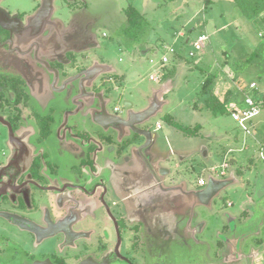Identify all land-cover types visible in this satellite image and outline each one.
<instances>
[{
	"label": "rangeland",
	"instance_id": "1",
	"mask_svg": "<svg viewBox=\"0 0 264 264\" xmlns=\"http://www.w3.org/2000/svg\"><path fill=\"white\" fill-rule=\"evenodd\" d=\"M5 3L12 12L31 4L29 0ZM129 5L146 20L135 38L124 34L125 8ZM240 5L246 4L239 0H53L48 17L53 23H45L40 34L46 46L37 50L39 59L49 60L51 54L68 47L84 52L88 55L78 67L95 74L101 70L98 75L111 77L112 85L107 83L105 89L100 87L98 75L90 81L70 80L63 86L62 76L55 81L53 72L35 60V52L30 56L35 60L30 74L39 113L53 106L59 115L74 113L69 115L70 122L83 123L86 112L101 106L100 99L91 93L102 96L108 89L112 94L101 97L106 111L112 113L117 105L119 111L114 115L120 118L152 105L144 122L153 135L152 144L139 150L136 144L144 141L142 137L119 157L108 154L103 176L121 190L130 186L131 191L138 179L136 186L140 188L144 178L156 180L154 175L158 174L165 184L184 190L168 194L155 210L163 221L168 212L176 218L186 214L187 218L175 219L178 236L169 243L162 244L156 231L157 244L161 243L154 247L158 264H255L253 253L260 254L264 264V25L250 18ZM201 32L208 35L206 45L190 57L191 45L186 39L193 40ZM169 47L180 50L182 57L168 53ZM165 54L168 62L162 70L166 74L152 80L150 76L159 73ZM209 78L211 82L206 80ZM203 82L220 100L231 91L223 113L213 114L204 106L207 95L201 92ZM251 82L256 83L255 89L249 87ZM244 94L260 105L246 130L231 115ZM125 101L132 107H125ZM80 103L83 108H79ZM165 114L188 128L200 127L187 136ZM30 123L28 128L34 133ZM157 123L161 128H156ZM135 124L140 126L141 122ZM117 126L125 134L134 131L125 124ZM57 145L50 144L51 151L58 153ZM224 162L227 167L222 175ZM201 176L206 184L200 187ZM210 179L221 187L207 197L201 191Z\"/></svg>",
	"mask_w": 264,
	"mask_h": 264
},
{
	"label": "flooded vegetation",
	"instance_id": "2",
	"mask_svg": "<svg viewBox=\"0 0 264 264\" xmlns=\"http://www.w3.org/2000/svg\"><path fill=\"white\" fill-rule=\"evenodd\" d=\"M5 4L0 3V264H158L154 247L171 242L175 230L172 213L164 214L165 222L156 216L167 195L159 198L153 178H144L141 189L132 193L103 176L105 157H119L143 136L112 125L120 118L114 115L118 109L108 113L101 98L110 96V89L102 96L92 92L101 108L86 112L83 123L70 122L74 113L59 115L53 106L39 113L31 62L45 64L55 81L62 76L63 86L74 79L90 81L95 73L74 78L87 69L78 62L88 54L69 47L49 60L39 59L37 50L46 46L40 34L45 23L53 22L25 19ZM98 77L100 87L111 84V77ZM136 127L147 129L145 124ZM144 141L136 144L139 150L151 145L153 136L148 145ZM50 144H58L59 154ZM154 177L159 179L158 174ZM205 184L198 182L200 187ZM183 192L181 188L177 193ZM185 215L179 220L186 221Z\"/></svg>",
	"mask_w": 264,
	"mask_h": 264
},
{
	"label": "trees",
	"instance_id": "3",
	"mask_svg": "<svg viewBox=\"0 0 264 264\" xmlns=\"http://www.w3.org/2000/svg\"><path fill=\"white\" fill-rule=\"evenodd\" d=\"M238 1V0H237ZM245 2L246 5H240L245 12H249V17L256 20L260 24L264 25V0H239ZM251 10V12H250ZM125 15H126V27L124 29V34L129 38H135L138 36L139 33L142 32L146 20L142 13H140L134 6L129 5L125 8ZM166 73H164L165 75ZM207 81L211 82L212 79H206ZM201 92L206 96L204 100V106L209 109L213 114L216 113H223L226 110V101L228 96L231 94V91H227L226 97L224 99H218V97L213 94L210 88H207L206 82H203L201 86ZM235 105H239L237 102ZM166 119L173 123L172 125L177 129L184 132V134L191 136L194 135L198 128L200 127L199 124L188 128L187 126H183L176 121H172V116L169 114H165ZM252 120L250 121V124Z\"/></svg>",
	"mask_w": 264,
	"mask_h": 264
},
{
	"label": "built area",
	"instance_id": "4",
	"mask_svg": "<svg viewBox=\"0 0 264 264\" xmlns=\"http://www.w3.org/2000/svg\"><path fill=\"white\" fill-rule=\"evenodd\" d=\"M259 35H262V34L259 33ZM207 40H208V35L202 32L199 33L196 36V38L193 40H189V38H187L186 42H189V44L191 45V48L187 52L188 56L193 57L196 54V52L201 51L205 47ZM168 53L172 54L176 58L182 57L180 50H177L173 47H169ZM166 62H168V57L165 54L161 58L159 73L152 74L150 76L152 80L157 81L159 80V78H162V76L165 73L164 70H162V68L165 67L164 63ZM249 87L251 89H255L256 83L251 82L249 84ZM239 89L243 90V88H240V87ZM114 109L116 110L118 108L115 107ZM259 110H260V105L258 104L257 100H255L252 96L248 94H244L243 98L240 99L239 101V105L233 106V109L231 110V115H232V118L235 121H237V123L242 127V129L246 130V128L250 125V121L259 113ZM156 126L157 128H159V124H157ZM221 167L223 168V170L221 171V174H224V168L227 167V162L223 163ZM198 182L199 184H204V180L202 178H200ZM228 205H230V202H228Z\"/></svg>",
	"mask_w": 264,
	"mask_h": 264
},
{
	"label": "water",
	"instance_id": "5",
	"mask_svg": "<svg viewBox=\"0 0 264 264\" xmlns=\"http://www.w3.org/2000/svg\"><path fill=\"white\" fill-rule=\"evenodd\" d=\"M52 1L53 0H41L40 8L38 9L36 14L32 18L34 20H41L42 19L43 21H46L50 15L51 11H52ZM89 73H90V69L87 68V69L82 70L74 78H77V77L82 76V75L87 76ZM82 78H85V77H82ZM80 82H82V79ZM91 95H93V93H91ZM124 106L127 108H129V107L131 108L132 103L125 101ZM151 106L149 108H145L144 110L140 111L139 113L138 112L137 113L130 112V115L126 119L116 117V119L113 120L115 122L112 123V125L114 126V125H119V124L120 125L125 124L128 126H131L133 128L134 132H136L137 134H140L146 138L145 143H146V145H148L150 143V141L152 140V136H153L151 134V131H149L147 129L138 128V127H136L135 123L136 122L137 123L143 122V121H145V119H147V116H149L153 110V107H151ZM91 110L94 111V110H99V109H95V107H93V108H91ZM231 161H234V159H231ZM225 184H226V181L222 185H225ZM219 187H221V185L220 186L216 185L215 181L210 179L207 182V186L201 191V193H203L202 195H205L208 197V196L212 195L214 193V191L217 190Z\"/></svg>",
	"mask_w": 264,
	"mask_h": 264
},
{
	"label": "crops",
	"instance_id": "6",
	"mask_svg": "<svg viewBox=\"0 0 264 264\" xmlns=\"http://www.w3.org/2000/svg\"><path fill=\"white\" fill-rule=\"evenodd\" d=\"M209 1V0H208ZM29 2L31 3V4H29L30 6L29 7H27L26 9H19V8H14L15 10H14V12H12L11 10H10V12L12 13V14H19V13H23V15H24V18L25 19H28V20H34L32 17L36 14V12L38 11V9L40 8V5H41V0H29ZM0 3H5V0H0ZM53 9V8H52ZM51 13H52V11H51ZM51 13H50V15H51ZM49 15V16H50ZM101 72V70H98V72H97V74H95L94 76H96V75H98V73H100ZM78 105H80L81 106V103L80 104H78ZM114 107H117V105H115ZM118 111H119V109H118ZM138 120V119H137ZM144 122L145 121H143V122H141V124L140 125H142V124H144ZM157 124H159V123H157ZM138 126V125H137ZM159 127H160V124H159ZM156 128H157V126H156ZM161 128V127H160ZM201 129V128H200ZM179 130V129H178ZM181 131V130H180ZM184 133V132H183ZM188 136V135H187ZM225 163V162H224ZM225 171V170H224ZM222 175H224V174H222ZM202 177V176H201ZM200 177V178H201ZM203 178V177H202ZM154 182H155V186H156V191L158 192V194H159V198L161 199V198H163L165 195H167L168 196V194H169V192H174V193H177L178 191L176 190V187L175 186H171L170 188H168L167 186L166 187H164L163 185L165 184V179H164V181H163V179H161L160 177H159V179L158 180H154ZM165 185H167V184H165ZM129 187L130 186H128V188H127V190L129 189ZM141 187L142 186H140V188L139 187H137L136 185H135V187L133 188V189H131V192L132 193H134V192H136V191H138V190H140L141 189ZM177 188H180V187H177ZM168 190H169V192H168ZM129 192H130V190H129ZM231 204V203H230ZM175 219H179V218H176V217H174V220L172 219V223H171V227H173V229L175 228V231H174V233H173V235L174 236H178V235H176L175 234V232H178V229H176L177 227H176V223H175ZM182 224V223H181ZM190 224V223H189ZM190 232H191V228H190ZM262 242V241H261ZM235 251H232V253H234ZM253 262H255V264H261V259H259L260 257V254H257V253H253Z\"/></svg>",
	"mask_w": 264,
	"mask_h": 264
}]
</instances>
